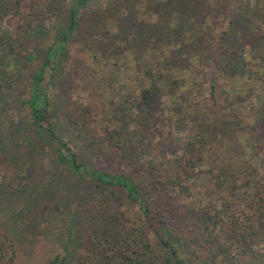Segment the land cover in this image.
<instances>
[{"label":"rangeland","instance_id":"1","mask_svg":"<svg viewBox=\"0 0 264 264\" xmlns=\"http://www.w3.org/2000/svg\"><path fill=\"white\" fill-rule=\"evenodd\" d=\"M74 1L0 0V63L9 79L0 81V225L15 242L14 264H51L56 255H64L66 241L74 253L85 250L95 237L86 217L102 209L77 192L63 196L67 192L54 182L51 148L31 141L34 150L29 151L23 137L10 140L16 123L22 135L35 134L33 79L43 67L40 86L50 101L49 123L65 139L78 137L80 152L94 155L97 167L142 180L143 172L130 171L131 156L123 148L130 136L119 143L115 130L144 127L136 106L139 84L156 74L164 77L170 86L161 106L146 115L153 145L146 156L138 148L132 157L191 175L194 193L186 206L189 221H197L201 230L212 223L193 208L219 205L224 197L207 186L211 178L205 179L206 172L217 176L223 167L246 169L237 183L250 179L264 187V0H86L67 34ZM52 47V61L45 65ZM240 195L248 196L246 191ZM110 199L114 220L109 231L120 245L134 247L148 230L146 206L128 201L120 191ZM52 202L60 209L45 206ZM158 213L168 229L162 228L165 239H172L188 264H222L203 261L210 247L192 255L188 233L179 232L183 206ZM148 232L156 263L178 264L167 260L153 229Z\"/></svg>","mask_w":264,"mask_h":264},{"label":"trees","instance_id":"2","mask_svg":"<svg viewBox=\"0 0 264 264\" xmlns=\"http://www.w3.org/2000/svg\"><path fill=\"white\" fill-rule=\"evenodd\" d=\"M84 1L86 0L72 2L67 34L75 26L79 10ZM10 46H12L11 43ZM52 50L54 51V47L50 48L47 53L45 65L52 61ZM0 52L3 53L4 49H1ZM43 71L44 67L33 79L34 101H32L31 112L36 135L29 132L22 135L21 123H16V126L11 130L10 140L15 141L18 136L23 137L26 140L25 146L29 148V151L34 150V147L28 144L31 141H36L35 146L42 142L45 147L51 148L53 152L51 162L56 170L54 182L59 189L63 190L61 193L67 192L63 196L70 198L72 193L77 192L82 198L93 200L95 204L102 207L98 213L92 216L88 215L84 222L89 223L90 234L95 236L94 241L91 239L89 245L84 247L85 250L79 249L76 253L73 251L72 243L66 241L64 255H56L51 260V264H157L155 261L156 253L148 232L151 228L163 246L166 247V252L169 254L167 260L175 259L178 264H188L181 256L182 251H179L176 244L172 243V239H165L163 229H168L167 227L164 228L165 221L159 217L158 213L162 209L166 210V208L177 211L182 206L185 214L182 229L179 232L185 235L188 233L187 238L191 240L192 255L194 257L197 256L196 252L199 249L210 247L209 256L203 259L207 263L221 260V262L223 261L222 264H264V187L257 182L252 185L250 179L238 184V178L242 177L244 171H247L246 169L237 171L233 167H223L222 173L217 176H211V173L213 174L212 170L209 172L210 175L207 172L204 174L205 179L211 178L207 186L213 185L223 191L224 197L221 199L223 203L219 202V205H201L193 208L205 215L206 222L212 223L210 227L205 224V229L201 225L203 229L201 230L197 221H189L191 217L188 212L189 207L186 206L188 198L194 193V188L188 183L190 182L193 185L191 175L184 176L181 170L171 165H164L163 162L150 161L146 163L142 159L132 157V152L138 148L139 153L146 156L148 149L153 145L152 139L149 137V135H154L151 134L150 130L153 127H149L151 123L146 115H153L159 110L165 88L170 86L169 83L163 81L164 77L162 75H153V78L147 83L142 82L139 84L141 93L136 106L145 117L144 127H134V130L125 127L121 131L115 130L119 135V141H117L119 143L123 136H130L124 143V147L120 144L119 146L121 149L122 147L126 149L127 156H131L128 162L130 171L139 172V174L143 172L142 180L141 177L126 172L113 174L97 167L91 159L94 155L89 157L86 151H83L84 155L80 152L83 150V146L78 137L72 135L69 139H65L59 134L60 128L49 123L50 101L47 93L40 86ZM6 75V68L0 63V81H9L8 78L5 79ZM157 131L162 134L160 129H157ZM73 133L74 131L71 132V134ZM217 135L218 133L215 132L212 137L216 139ZM91 154H93V151ZM180 161L182 160L179 159L178 162L180 163ZM210 161V157L205 160L207 163ZM185 166L189 167L188 164H185ZM45 169L47 168L45 167ZM198 180H201V177ZM72 181H75L73 183L75 189L71 188L70 183ZM82 183L83 185L80 188L79 184ZM250 186L251 188L255 186V190L251 191ZM116 191L124 193L128 201L146 206L148 230L138 239L134 247L120 245L109 231L111 229L110 222H113L114 217L108 206L113 204L110 195ZM241 191H246L248 195L246 199L243 195H240ZM13 199L15 200V197L11 200ZM57 202L59 201L57 200ZM244 203L247 207L243 206ZM45 206L60 209L59 204L56 202ZM37 209H44V206L42 208L37 206ZM76 218L78 217L74 216V219ZM76 220L74 221L76 222ZM151 221H157L160 228L154 227L155 222ZM189 222L193 224L188 225ZM192 228L197 230L196 233L192 232ZM16 253L15 242L0 225V264H14ZM224 255L225 259H223ZM230 257H233L232 261ZM229 259L230 261L226 263V260ZM201 260L202 257H200Z\"/></svg>","mask_w":264,"mask_h":264}]
</instances>
